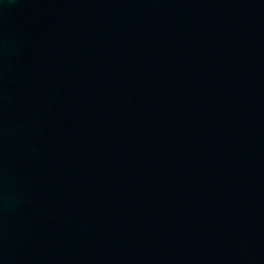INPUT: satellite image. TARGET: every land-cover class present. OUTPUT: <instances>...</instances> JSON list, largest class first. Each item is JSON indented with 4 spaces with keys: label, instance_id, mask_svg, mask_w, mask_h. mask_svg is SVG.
I'll list each match as a JSON object with an SVG mask.
<instances>
[{
    "label": "water",
    "instance_id": "water-1",
    "mask_svg": "<svg viewBox=\"0 0 264 264\" xmlns=\"http://www.w3.org/2000/svg\"><path fill=\"white\" fill-rule=\"evenodd\" d=\"M0 264H264V0H0Z\"/></svg>",
    "mask_w": 264,
    "mask_h": 264
}]
</instances>
